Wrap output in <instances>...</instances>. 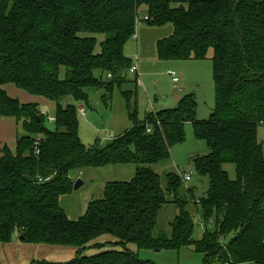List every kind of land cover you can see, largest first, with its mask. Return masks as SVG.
Here are the masks:
<instances>
[{
  "label": "trees",
  "instance_id": "trees-1",
  "mask_svg": "<svg viewBox=\"0 0 264 264\" xmlns=\"http://www.w3.org/2000/svg\"><path fill=\"white\" fill-rule=\"evenodd\" d=\"M142 6L147 24L173 25L155 43L159 59H210L213 109L206 120L197 119L195 97L187 94L175 107L149 111L139 121L135 78L121 91L131 126L86 146L76 105L88 106L89 88L102 89L109 101L114 87L127 82L133 63L124 46ZM9 83L54 102V130L44 127L36 103L7 94L2 86ZM0 117H14L22 128L15 150L1 149L0 243L16 231L24 241L75 249L69 261L32 264H154L128 244L192 246L202 264H264V155L257 137L264 124V0H0ZM187 122L208 149L191 158L195 171L208 177L200 199L177 172L165 175L163 187L153 167L171 158ZM227 163L234 165V178ZM127 164L135 166L128 180L107 181L81 216L66 215L59 200L72 192L71 172ZM189 201L199 206L204 225L197 239ZM168 202L177 207L171 235L154 236ZM89 246L99 250L86 255Z\"/></svg>",
  "mask_w": 264,
  "mask_h": 264
},
{
  "label": "rangeland",
  "instance_id": "rangeland-1",
  "mask_svg": "<svg viewBox=\"0 0 264 264\" xmlns=\"http://www.w3.org/2000/svg\"><path fill=\"white\" fill-rule=\"evenodd\" d=\"M145 14V6L140 7L135 33L124 46V53L131 58L133 63L127 71V82L122 84L120 88L114 87L109 101H104L101 98L102 89L89 88L87 89L88 106L76 105L78 135L86 146H91L96 142L104 143L131 126L121 91L132 87L130 81L135 79L137 73V66L134 64L135 57L137 58V65L141 63L142 69L149 73L145 77L146 86H142L140 81L137 83L136 108L139 121H143L149 111L175 107L179 99L187 94H193L195 97L197 119L206 120L213 109L215 85L210 59L161 60L157 58L154 48L155 41L169 36L173 31V25L166 23L162 26H151L143 20ZM96 37L95 51L98 52L102 35L98 34ZM136 37L137 41L135 40ZM133 67L135 69L131 71ZM167 71H172L178 76L179 82L177 84L171 81ZM93 73L97 77L101 75L105 78V73L99 69H95ZM138 79L140 80V77ZM18 98L23 100L21 95H18ZM67 98L69 99V97ZM34 100L38 102L36 104L43 115L44 127L48 130H54L56 125L52 117L54 115L53 101L41 96L31 100L26 99L23 102ZM82 107L85 109L84 115L79 111ZM184 130V140L170 148L171 158L153 165V167L160 175L163 187H165V175L168 172L183 174L190 171V180L184 181L183 184L185 187L192 188L195 199H200L205 195L208 188V177L195 171L191 158L193 155L206 154L208 149L204 140L194 136L190 122L185 123ZM257 137L262 145L264 155V124L258 126ZM224 169L230 178L235 177L233 164H225ZM134 172L135 166L132 164L108 165L99 168L86 167L75 170L71 172L70 176L74 181L80 179L82 184L77 189L72 188L71 193L60 197L59 205L69 218L76 219L85 212L90 200L101 197L104 184L107 181L128 180ZM186 209L193 221L192 237L200 238L204 225L200 222L199 206H195L192 201H189ZM176 214L177 207L173 203L168 202L162 205L156 218L153 235L165 233L169 237L171 235V223ZM207 227L213 229V224H208ZM20 237L19 232L15 231L9 243H0V264H32L38 260L66 262L75 256V249L72 246L37 244L24 241ZM128 247L140 259L154 264L203 263L202 253L196 251L192 246L166 249L138 248L135 244H128ZM98 250L89 246L84 254L90 255Z\"/></svg>",
  "mask_w": 264,
  "mask_h": 264
},
{
  "label": "crops",
  "instance_id": "crops-1",
  "mask_svg": "<svg viewBox=\"0 0 264 264\" xmlns=\"http://www.w3.org/2000/svg\"><path fill=\"white\" fill-rule=\"evenodd\" d=\"M135 40L137 41V37L135 38ZM156 41H155V43H156ZM154 48H155V44H154ZM155 53H156V51H155ZM156 57H157V55H156ZM134 64L137 66V73L135 74V78L137 79L140 77V80L138 79L137 83H139V81H140V84L142 86H146L145 77H147L149 73L145 72V70L142 69L141 63L140 64L138 63V65H137V58L136 57H135V63ZM167 74H168V71H167ZM171 81H172V77H171ZM172 82L177 84L179 82V78H178L177 82H174V81H172ZM3 88L7 92L8 95H10L12 97H17V98H18V95H21L23 97V100H26V99L31 100L34 97H37V98L41 97V96H36V95H28L10 83L3 85ZM23 100H20V101L23 102ZM31 102L38 103L36 100L31 101ZM54 108H55V104L53 102V111H54ZM160 109H162V108H160ZM21 131H22L21 124H20V122L16 121V119L14 117H0V155H1V149L4 145H7L11 151L15 150L16 139H17L18 134L21 133Z\"/></svg>",
  "mask_w": 264,
  "mask_h": 264
},
{
  "label": "built area",
  "instance_id": "built-area-1",
  "mask_svg": "<svg viewBox=\"0 0 264 264\" xmlns=\"http://www.w3.org/2000/svg\"><path fill=\"white\" fill-rule=\"evenodd\" d=\"M135 68L133 67L132 69H131V71H133ZM168 74L172 77V81H174V82H177L178 81V77L175 75V73L174 72H172V71H168ZM80 112H81V114H85V109H84V107H82L80 110H79ZM190 177H191V175H190V171L189 172H187V173H183L182 174V180L183 181H188V180H190Z\"/></svg>",
  "mask_w": 264,
  "mask_h": 264
},
{
  "label": "water",
  "instance_id": "water-1",
  "mask_svg": "<svg viewBox=\"0 0 264 264\" xmlns=\"http://www.w3.org/2000/svg\"><path fill=\"white\" fill-rule=\"evenodd\" d=\"M81 184H82V181L80 179H77L76 181H74L72 188L77 189ZM20 239H22V236L20 237Z\"/></svg>",
  "mask_w": 264,
  "mask_h": 264
}]
</instances>
